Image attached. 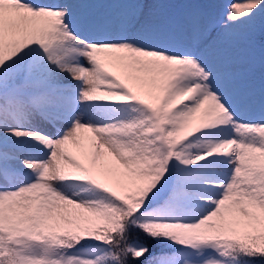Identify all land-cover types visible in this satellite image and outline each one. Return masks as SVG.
I'll return each mask as SVG.
<instances>
[{
	"label": "snow or ice",
	"instance_id": "6c2138e0",
	"mask_svg": "<svg viewBox=\"0 0 264 264\" xmlns=\"http://www.w3.org/2000/svg\"><path fill=\"white\" fill-rule=\"evenodd\" d=\"M0 264H264V0H0Z\"/></svg>",
	"mask_w": 264,
	"mask_h": 264
}]
</instances>
